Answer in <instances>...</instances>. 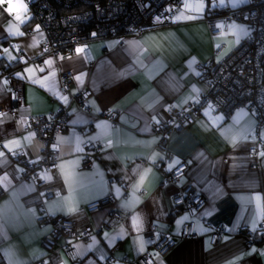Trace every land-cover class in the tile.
<instances>
[{
  "label": "crops",
  "instance_id": "obj_1",
  "mask_svg": "<svg viewBox=\"0 0 264 264\" xmlns=\"http://www.w3.org/2000/svg\"><path fill=\"white\" fill-rule=\"evenodd\" d=\"M217 1L231 9L246 4ZM9 3L12 13L6 11ZM207 7L213 4L184 0L171 24L139 37L91 41L89 63L84 45L61 56L43 55L44 34L25 0L0 3V57L13 67L12 77L23 83L24 99L16 119L0 113V264H36L41 259L42 264H138L136 259L146 251L153 264H264V127L257 132L253 113L240 108L227 116L201 106L200 118L166 134L164 149L153 131L154 124L168 121L171 108L188 107L207 91L200 65L222 58L249 34L237 21L216 19L211 27L207 18L216 11L209 13ZM64 72L73 79L67 92L60 81ZM4 74L0 105L10 110L13 96ZM83 90L91 93L88 108L72 99ZM60 109L67 111L68 129L56 137L57 173L34 168L33 174L44 181L38 189L21 179L27 166L44 157L43 143L25 129V120ZM85 126L91 129L79 132ZM87 141L100 149L83 170ZM181 163L184 175L168 182L166 173ZM188 186L205 203L198 211L175 212L171 199ZM48 188L53 189L50 198L44 196ZM106 196L117 202L120 220L105 208L86 209ZM41 215L75 223L79 237L69 244L78 255L76 263L59 247L64 238L47 254L44 241L51 239L52 227L37 224ZM189 221L194 222V235L180 238L182 225ZM87 226L90 235L84 239ZM218 227L219 240L213 245L212 233ZM241 228L251 231V243L239 233ZM147 235L175 242L165 253H157L145 247Z\"/></svg>",
  "mask_w": 264,
  "mask_h": 264
},
{
  "label": "built area",
  "instance_id": "obj_2",
  "mask_svg": "<svg viewBox=\"0 0 264 264\" xmlns=\"http://www.w3.org/2000/svg\"><path fill=\"white\" fill-rule=\"evenodd\" d=\"M184 0H25L31 19L43 32L41 42L43 55L61 56L73 52L79 45H84L83 54L89 63L93 62L88 44L94 40L107 37L124 38L128 36L139 37L149 30L164 27L175 20L176 10ZM212 3L213 8L207 7V12L216 11L207 18L209 25L214 26L216 19L225 22L237 21L249 29L248 36L233 47L222 58H211L200 65L201 77L208 85L206 92L202 93L198 102L188 107L171 108L168 112V121L162 125L154 124L153 131L159 136L158 147L165 148L166 134L187 126L194 119L201 117L200 107L206 106L212 112H221L227 116L237 109L244 108L253 113L256 119V130L264 127V0H246L243 6L235 8H222L217 0H205ZM13 96L11 109L0 105V113L8 112L11 118L16 119L23 106V83L16 80L8 72L4 74ZM61 86L64 91L73 87L72 75L64 72L60 75ZM91 93L83 90L75 93L72 99L80 106L88 108L87 100ZM110 121L114 116L104 113ZM25 129L35 133L43 143L44 157L35 164L27 166L22 173L23 182H32L38 189L44 186V181L33 174L34 168H40L52 175L57 173L56 137L67 131L68 114L60 109L52 115H28L25 120ZM90 126L81 127L79 132H87ZM261 146L264 144L260 143ZM100 145L87 141L83 144V158L80 169H88ZM257 147L250 149L251 155H256ZM170 157L167 156V160ZM184 163L176 166L165 175L168 182L176 183L184 175ZM44 196H53V189H44ZM175 212L186 210L198 211L204 205L203 196L197 194L193 187L175 193L171 199ZM105 208L109 216L120 220L121 213L117 209V202L112 196L86 205L92 211ZM39 226L49 224L52 227L51 239H45L47 254H52L58 245V240L65 239L63 252L71 263L78 261L76 251L70 246L79 236L76 234L75 223L62 216L41 215L37 219ZM221 228L213 231L211 243H218ZM195 225L193 221L185 222L180 230L179 237L193 236ZM249 243L252 241L251 231L241 228L239 230ZM90 229L87 226L82 238L87 239ZM175 240L167 236L157 240L147 235L144 244L147 249L157 253H165L174 244ZM42 259L36 264H42ZM138 264H153L151 254L146 251L140 255Z\"/></svg>",
  "mask_w": 264,
  "mask_h": 264
},
{
  "label": "snow or ice",
  "instance_id": "obj_3",
  "mask_svg": "<svg viewBox=\"0 0 264 264\" xmlns=\"http://www.w3.org/2000/svg\"><path fill=\"white\" fill-rule=\"evenodd\" d=\"M4 2H5V0H0V3H4ZM20 7L22 8L23 5H21ZM6 11H8L9 13H12V12L14 11V7H13V5H12L11 3H9V6L7 7ZM15 19H16L17 21H20V20H21V16H20V15H16V16H15ZM77 51H81V50L78 49ZM10 143H11V144H18L17 141H12V142H10ZM7 146H8V145H5V147H7ZM2 155H3V153H0V156H2ZM68 210H69L70 212L75 211L74 208H69ZM3 227H4L3 223H0V234L3 233Z\"/></svg>",
  "mask_w": 264,
  "mask_h": 264
},
{
  "label": "trees",
  "instance_id": "obj_4",
  "mask_svg": "<svg viewBox=\"0 0 264 264\" xmlns=\"http://www.w3.org/2000/svg\"><path fill=\"white\" fill-rule=\"evenodd\" d=\"M12 68L13 67L7 65L5 61L3 60V58L0 57V74L6 73V72L11 74Z\"/></svg>",
  "mask_w": 264,
  "mask_h": 264
}]
</instances>
